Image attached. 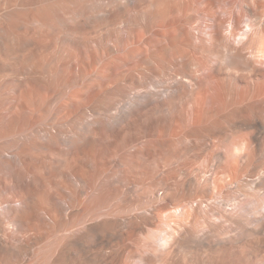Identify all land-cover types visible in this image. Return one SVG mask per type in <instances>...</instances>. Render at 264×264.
Masks as SVG:
<instances>
[{
  "label": "bare ground",
  "instance_id": "bare-ground-1",
  "mask_svg": "<svg viewBox=\"0 0 264 264\" xmlns=\"http://www.w3.org/2000/svg\"><path fill=\"white\" fill-rule=\"evenodd\" d=\"M0 264H264V0H0Z\"/></svg>",
  "mask_w": 264,
  "mask_h": 264
}]
</instances>
